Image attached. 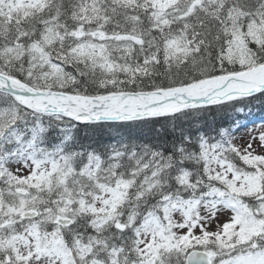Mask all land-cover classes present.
<instances>
[{
	"label": "snow or ice",
	"instance_id": "1",
	"mask_svg": "<svg viewBox=\"0 0 264 264\" xmlns=\"http://www.w3.org/2000/svg\"><path fill=\"white\" fill-rule=\"evenodd\" d=\"M0 264H264V0H0Z\"/></svg>",
	"mask_w": 264,
	"mask_h": 264
}]
</instances>
